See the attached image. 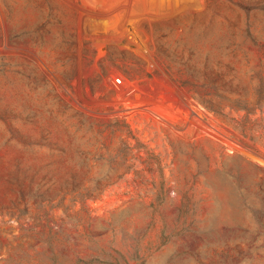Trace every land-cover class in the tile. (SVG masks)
<instances>
[{
    "label": "rangeland",
    "instance_id": "rangeland-1",
    "mask_svg": "<svg viewBox=\"0 0 264 264\" xmlns=\"http://www.w3.org/2000/svg\"><path fill=\"white\" fill-rule=\"evenodd\" d=\"M0 264H264V0H0Z\"/></svg>",
    "mask_w": 264,
    "mask_h": 264
}]
</instances>
